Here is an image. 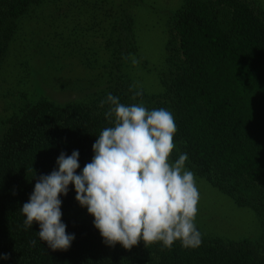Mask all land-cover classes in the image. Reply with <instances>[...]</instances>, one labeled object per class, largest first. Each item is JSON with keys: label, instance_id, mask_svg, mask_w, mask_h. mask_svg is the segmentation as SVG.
I'll use <instances>...</instances> for the list:
<instances>
[{"label": "trees", "instance_id": "16d2710c", "mask_svg": "<svg viewBox=\"0 0 264 264\" xmlns=\"http://www.w3.org/2000/svg\"><path fill=\"white\" fill-rule=\"evenodd\" d=\"M60 1L0 0V69L21 21L48 3L57 9ZM100 6L85 28L97 38L92 34L97 20L105 23L101 41L109 52L108 80L101 93L87 102L41 99L13 116L0 138V256L9 257L0 258V264H264V239L202 237L196 248L142 240L131 250L110 246L92 215L68 214L87 209L77 202L74 185L60 196L62 223L75 235L68 250L53 251L42 241L39 223L25 228L20 210L36 180L58 170L60 154L79 151L77 174L92 161L100 132L115 123L114 116L111 123L105 116L111 105L101 107L108 94L126 105L170 111L177 127L170 160L186 153L185 166L264 221V13L258 1L185 0L167 21L161 94L137 88L124 71L140 54L134 14L123 4Z\"/></svg>", "mask_w": 264, "mask_h": 264}, {"label": "clouds", "instance_id": "9594fccd", "mask_svg": "<svg viewBox=\"0 0 264 264\" xmlns=\"http://www.w3.org/2000/svg\"><path fill=\"white\" fill-rule=\"evenodd\" d=\"M132 62L138 61L132 57ZM105 103L111 105L105 116L110 123L114 116L115 123L100 132L92 161L77 174L79 151L61 153L58 170L36 180L20 210L25 228L39 223L42 241L53 251L68 250L75 235L62 223L60 196H67L74 185L77 202L94 217L95 228L110 246L131 250L141 240L166 248L177 241L185 248L200 246L202 236L195 226L199 191L194 173L185 167L188 155L181 153L170 162L177 132L173 115L164 108L123 104L112 94L101 107ZM30 243L35 246L36 241Z\"/></svg>", "mask_w": 264, "mask_h": 264}, {"label": "rangeland", "instance_id": "374dc122", "mask_svg": "<svg viewBox=\"0 0 264 264\" xmlns=\"http://www.w3.org/2000/svg\"><path fill=\"white\" fill-rule=\"evenodd\" d=\"M80 1L73 5L78 0H61L57 9L55 4H45L21 21L0 69V138L8 131L13 116L41 99L57 104L87 102L101 93L108 80L104 66L109 52L101 41L105 23L97 20L99 25L92 33L97 38L85 28L92 25L90 14L97 10V4L102 10L107 5L117 8L123 4L134 14L140 54L135 56L138 62L131 60L124 71L137 88L149 94L163 92L167 21L185 0ZM255 1L264 13V0ZM193 173L199 191L195 226L202 237L225 241L264 239V221L251 207L240 206L207 178ZM87 213V209H75L68 214L83 218Z\"/></svg>", "mask_w": 264, "mask_h": 264}]
</instances>
